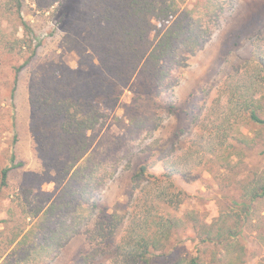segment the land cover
Masks as SVG:
<instances>
[{
    "label": "rangeland",
    "instance_id": "obj_1",
    "mask_svg": "<svg viewBox=\"0 0 264 264\" xmlns=\"http://www.w3.org/2000/svg\"><path fill=\"white\" fill-rule=\"evenodd\" d=\"M3 1L0 170L10 165L12 152L22 165L12 168L6 186L0 187V220L20 190L30 191L31 206L44 209L60 202L61 189L70 182L65 190L73 200L68 209H54L49 226L71 216L76 234L47 264H118L122 227L102 240L93 237L95 226L102 213H123L128 204L129 213L138 211L140 193L132 189V175L148 163L156 175L176 168L173 181L189 194L173 212L181 227L149 264H188L194 256L199 264H264V195L250 212L240 206L242 184L264 170V125L234 121L227 138L216 130L224 118L217 103L224 102L221 92L229 75L250 70L256 43L264 47V0H212L211 6L183 0L175 2L176 12L163 25L153 19L161 32L182 18L190 29V36L162 62L165 78L159 84L139 73V56L133 57L131 49L129 59L107 58L123 54L116 41L127 0H24L22 16L33 31L32 46L36 44L27 63L28 51L11 52L5 45L22 36L23 29L16 14L2 9ZM154 38L152 30L134 46L145 49ZM109 67L121 75H112ZM65 70L72 71L70 81L103 113L86 141L64 134L59 117L33 112L28 104L36 79L55 72L62 79ZM242 135L253 138L255 147L233 153L230 172L214 154L220 143H235ZM145 185L142 181L140 187ZM90 202L96 205L91 214L85 210Z\"/></svg>",
    "mask_w": 264,
    "mask_h": 264
},
{
    "label": "trees",
    "instance_id": "obj_2",
    "mask_svg": "<svg viewBox=\"0 0 264 264\" xmlns=\"http://www.w3.org/2000/svg\"><path fill=\"white\" fill-rule=\"evenodd\" d=\"M23 1L4 0L2 9L10 15L16 14L23 29L22 36L7 40L5 45L11 52L28 51L29 55L25 60L27 63L36 53V44L32 46L33 31L22 16ZM179 1L183 0H127L118 27L120 41H116L123 54L122 56L119 53L110 54L107 58L112 62L129 59L127 55L131 49L130 54L134 55L133 57L139 56V73L151 83H161L165 78L162 62L173 53L178 42H183L184 37L190 36L188 35L190 29L183 18L174 21L161 32L160 25L176 12ZM211 1L203 0L209 6L213 5ZM153 19L160 25L154 24ZM152 30H155L153 43L145 49L135 48L134 43L138 41L142 44ZM251 61L250 70L244 69L240 75H229L230 78L221 92L224 102L217 103L223 107L224 118L216 130L222 132L226 138L228 130L233 129L234 121L244 119L250 123L264 125V47L260 42L256 43L252 51ZM22 67L21 65L16 68L14 82ZM65 71L62 79L57 77V72L36 79L29 92L28 104L33 112L59 117L64 134L78 138L79 141L81 138L86 141V133L101 123L103 113L93 103L92 98L84 94L85 90L70 81L72 71ZM109 71L116 76L114 73L118 70L109 67ZM117 74L121 75V72L118 71ZM78 92L81 94L77 95ZM240 137L242 138L234 139L235 143L227 142L223 146L220 143L214 154L215 160L222 166L225 164L230 172L233 169V165L230 166L231 155L241 154L246 147H255L253 138L248 140L245 135ZM208 150L214 151L212 146H208ZM81 155L78 154L75 159ZM15 158L12 152L9 158L10 165L1 168L0 187L6 186L9 171L22 165V162H15ZM175 170L176 168L170 169L156 175L148 163L139 165L132 175V189L140 193L136 203L138 211L129 213L128 204L123 213H102L99 216L100 223L95 226L93 233L95 239L109 240L115 231L122 227L123 232L117 244L118 264H149L151 255L164 251L172 235L181 227V220L176 219L173 212L185 203L189 194L174 183ZM142 181H146L149 186L140 187ZM66 186L70 187V182L63 185L61 190L64 188V193L60 196V202L58 204L51 202L44 209L30 205V191L27 189L20 190L22 192L20 195L16 193L18 198L12 200L7 217L0 220L3 224L0 230V264H39V261H42L41 264H47L70 237L76 234L74 226L69 224L71 216L70 218L65 216L55 226H49L54 217V209L59 206L68 209L67 206L73 200L68 193L69 188L65 190ZM241 191V209L250 212L252 203L264 195V170L253 172L250 179L242 184ZM78 193L73 194L77 199ZM238 204L239 202L236 205ZM95 209V202H90L89 206L85 207L89 214ZM188 264L199 263L194 256Z\"/></svg>",
    "mask_w": 264,
    "mask_h": 264
}]
</instances>
